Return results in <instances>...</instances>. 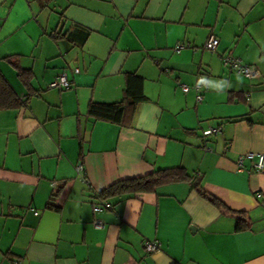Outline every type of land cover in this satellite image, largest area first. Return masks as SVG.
I'll return each instance as SVG.
<instances>
[{"label":"crops","instance_id":"crops-1","mask_svg":"<svg viewBox=\"0 0 264 264\" xmlns=\"http://www.w3.org/2000/svg\"><path fill=\"white\" fill-rule=\"evenodd\" d=\"M226 55L258 76H237ZM61 74L71 87L48 89ZM129 74L146 99L130 126L88 117L90 103L123 99ZM0 75L24 101L0 110V264H264V171L237 167L264 154V0H0ZM197 80L200 102L180 89ZM177 168L192 182L93 214L110 185ZM193 181L248 227L236 231Z\"/></svg>","mask_w":264,"mask_h":264},{"label":"trees","instance_id":"trees-1","mask_svg":"<svg viewBox=\"0 0 264 264\" xmlns=\"http://www.w3.org/2000/svg\"><path fill=\"white\" fill-rule=\"evenodd\" d=\"M19 77L27 84L29 75L22 71ZM123 99L115 103H90L87 116L95 121H102L118 126H130L139 104L146 99L142 92V79L135 74L125 78ZM24 104L18 98L8 83L0 75V110L15 109ZM192 182L183 169L160 170L142 177L120 180L97 194V200H110L137 194L152 193L161 185L176 182ZM192 189L204 200L209 202L221 213L231 215L236 219V231L248 227V219L244 212L233 211L222 202L202 190L200 181H193Z\"/></svg>","mask_w":264,"mask_h":264},{"label":"built area","instance_id":"built-area-1","mask_svg":"<svg viewBox=\"0 0 264 264\" xmlns=\"http://www.w3.org/2000/svg\"><path fill=\"white\" fill-rule=\"evenodd\" d=\"M218 47V39L214 36H210L207 41L205 42L203 46V50L209 51V52H214ZM183 47L180 45H177L175 50L176 52H179ZM222 64L229 69L231 72L236 74L237 76L244 77L247 79H251L254 77L258 76V70L256 67L252 65H247L242 63L239 59L231 56V55H226L222 57ZM75 73H78V70H74ZM71 87V82L68 80L67 76L65 74H61L57 76L51 83L48 84V89H58L60 91H65L68 90ZM180 89L183 93H187L190 90H193L196 94V101L200 102L202 99V88L200 84V80H197L196 83L194 84L193 87H188L185 85H181ZM218 129H209L205 132H203V137L217 134ZM256 159L255 164L253 165V168L256 172H262L264 171V154H256V153H246L238 158L237 161V167L238 171H243L244 169V161L245 160H254ZM76 175L80 177V179L84 182H86V178L84 176V169L83 166L77 165L75 167ZM258 198L260 199V205L262 208H264V194L258 195ZM113 209V206L108 203L107 201H101L98 200L96 203H94L92 207L93 214L96 215L98 213H101L103 211H110ZM37 215V213H35ZM93 226L95 228H101L102 224L100 221L94 219L92 222ZM144 250L147 253H154L158 251L159 249V244L157 241H145L143 243ZM12 264H20L17 261L12 262Z\"/></svg>","mask_w":264,"mask_h":264}]
</instances>
